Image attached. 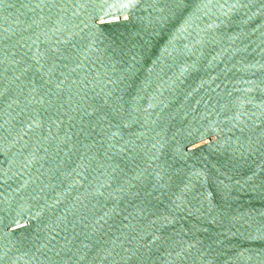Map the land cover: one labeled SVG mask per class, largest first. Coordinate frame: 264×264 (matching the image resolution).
<instances>
[{"label":"water","instance_id":"1","mask_svg":"<svg viewBox=\"0 0 264 264\" xmlns=\"http://www.w3.org/2000/svg\"><path fill=\"white\" fill-rule=\"evenodd\" d=\"M0 264H264V0H0Z\"/></svg>","mask_w":264,"mask_h":264}]
</instances>
